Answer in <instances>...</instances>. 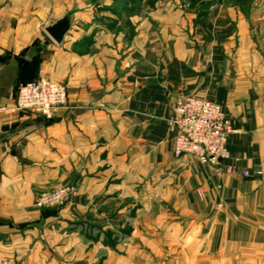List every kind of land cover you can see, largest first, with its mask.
Instances as JSON below:
<instances>
[{"label": "crops", "instance_id": "1", "mask_svg": "<svg viewBox=\"0 0 264 264\" xmlns=\"http://www.w3.org/2000/svg\"><path fill=\"white\" fill-rule=\"evenodd\" d=\"M130 2L0 0V106L39 72L67 89V106L47 123L0 113V257L264 264V0L199 15L186 0H163L166 9L155 11ZM64 16L69 29L55 43L45 28ZM40 21L47 60L23 52L42 39ZM79 44L90 52H75ZM187 95L221 106L235 129L230 157L249 177L173 157L167 120ZM63 184L77 188L68 204L35 207Z\"/></svg>", "mask_w": 264, "mask_h": 264}, {"label": "built area", "instance_id": "2", "mask_svg": "<svg viewBox=\"0 0 264 264\" xmlns=\"http://www.w3.org/2000/svg\"><path fill=\"white\" fill-rule=\"evenodd\" d=\"M66 102L65 86L39 72L36 79L18 85L12 104L1 105L0 113H28L50 121L65 107ZM168 127L173 134L174 158L188 156L201 165L210 166H218L230 159L227 140L235 129L221 106L206 97L187 95L177 98ZM224 170L230 175L237 172L234 162L227 163ZM240 174L243 177L250 176L247 170L240 171ZM252 175L259 176L260 172L254 171ZM70 193H73L72 189L61 187L52 193L43 194L37 204L53 205ZM0 264L12 263L0 258Z\"/></svg>", "mask_w": 264, "mask_h": 264}, {"label": "rangeland", "instance_id": "3", "mask_svg": "<svg viewBox=\"0 0 264 264\" xmlns=\"http://www.w3.org/2000/svg\"><path fill=\"white\" fill-rule=\"evenodd\" d=\"M132 2V3H137L138 5H143L144 8H146V6L148 7V9H154L155 10H160L163 8H165V5H161V3H163V0H158V1H155L154 2V6L150 7L149 5H147L146 3V0H127V2ZM187 1V5H188V8L189 10H192L196 13H198L197 15L199 14H204L205 12H207L208 10V7L210 5H212L213 7H215V5L217 4H221V3H224L225 5H231V6H234L235 8H238L240 10H245V8L247 6H249L251 3H253L255 0H186ZM212 7V8H213ZM144 8H141L140 11L144 10ZM149 11V10H148ZM145 11H142L139 15H141L142 17H140L141 19L142 18H145L144 16H146V14H143ZM156 17V16H155ZM140 19V20H141ZM150 20V19H149ZM43 24L44 22L40 21L39 23H37L36 25V28L40 31V35L42 37L41 38H36L33 43H31L30 46L26 47V49L23 51V52H27V51H33V53H43L45 55V58L43 60H47L49 58V55H50V52L48 50L47 47V38H45L44 34L42 33V28H43ZM127 24V23H126ZM153 24L155 26V29H157L158 27L161 26V21L159 20V18H154L153 20ZM91 45V44H90ZM89 44H84V45H73L72 46V49L81 54L82 52H85V53H89L90 52V46ZM85 46V47H84ZM22 55H25V54H22ZM158 56H155V59H158L157 58ZM28 59L29 61V58H26ZM30 61H33V59L30 58ZM42 73V72H41ZM47 77V76H46ZM64 86L65 84L62 83ZM66 88V86H65ZM66 92H67V89H66ZM195 96H201V97H206L207 99L208 96H202V95H195ZM182 97V96H181ZM67 106V102H66V105L65 107ZM63 107V108H65ZM172 116V115H171ZM38 117V116H36ZM40 119H42L41 117H38ZM170 119V118H169ZM169 119L167 120V124H168V121ZM43 120V119H42ZM172 134V133H171ZM172 138H173V134H172ZM173 155V154H172ZM231 158V157H230ZM176 159V158H175ZM230 162H234V164L236 165V168H237V172L236 173H239L240 174V171L242 170H245V169H242L240 167V159L238 157H232L231 158V161ZM201 165V164H200ZM203 166H210V165H203ZM226 166V164H223V162H221L218 166H210L213 168L214 170V173L217 174L218 176H221L223 174L225 175H230V174H227L225 173V170H224V167ZM258 171V170H256ZM260 172V171H259ZM235 173V174H236ZM241 175V174H240ZM260 175H261V172H260ZM242 176V175H241ZM257 177V176H256ZM61 187H67V188H70L73 190V193H70L68 194L61 202L59 203H56V204H53V205H44V206H39L37 204L38 200L40 199V197L43 195V194H48V193H52L53 191H55L56 189L58 188H61ZM221 188V184H217L216 185V189L219 190ZM77 194V188L74 186V185H71V184H63L61 186H58L54 189H52L51 191H48V192H44V193H41L36 199H35V202H34V205L37 209H40V210H43V209H59L63 206H65L66 204H68L71 199L73 197H75ZM113 204V203H112ZM113 216H115V212L113 210H109V213L107 214V218L108 219H112ZM111 237L107 238V244H113V241L110 240ZM1 259H5V260H8V261H11L12 264H16V260L15 259H12V258H7V257H0Z\"/></svg>", "mask_w": 264, "mask_h": 264}, {"label": "water", "instance_id": "4", "mask_svg": "<svg viewBox=\"0 0 264 264\" xmlns=\"http://www.w3.org/2000/svg\"><path fill=\"white\" fill-rule=\"evenodd\" d=\"M69 29V19L67 16L55 21L45 28V33L55 42L60 43Z\"/></svg>", "mask_w": 264, "mask_h": 264}, {"label": "trees", "instance_id": "5", "mask_svg": "<svg viewBox=\"0 0 264 264\" xmlns=\"http://www.w3.org/2000/svg\"><path fill=\"white\" fill-rule=\"evenodd\" d=\"M136 1H138V0H136ZM155 1H158V0H146V3H147V5H149L150 7H152V6H154V2ZM127 3H128L127 0H122V5L125 6ZM130 3H132V2H130ZM22 84H24V83H22ZM43 121L45 123L49 122V120H44V119H43Z\"/></svg>", "mask_w": 264, "mask_h": 264}]
</instances>
